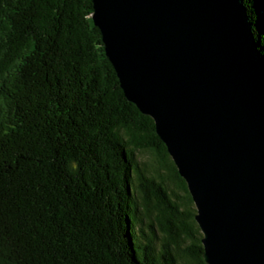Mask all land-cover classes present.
<instances>
[{"label":"trees","instance_id":"16d2710c","mask_svg":"<svg viewBox=\"0 0 264 264\" xmlns=\"http://www.w3.org/2000/svg\"><path fill=\"white\" fill-rule=\"evenodd\" d=\"M244 1L264 61V0ZM93 11L0 0V264H207L186 181Z\"/></svg>","mask_w":264,"mask_h":264},{"label":"water","instance_id":"95a60500","mask_svg":"<svg viewBox=\"0 0 264 264\" xmlns=\"http://www.w3.org/2000/svg\"><path fill=\"white\" fill-rule=\"evenodd\" d=\"M127 100L186 181L207 264H264V61L244 0H92Z\"/></svg>","mask_w":264,"mask_h":264},{"label":"rangeland","instance_id":"374dc122","mask_svg":"<svg viewBox=\"0 0 264 264\" xmlns=\"http://www.w3.org/2000/svg\"><path fill=\"white\" fill-rule=\"evenodd\" d=\"M138 158L139 160H143L146 162H151V160L153 159L152 155L148 154V152H138Z\"/></svg>","mask_w":264,"mask_h":264}]
</instances>
